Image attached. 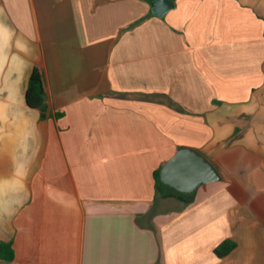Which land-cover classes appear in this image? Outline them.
<instances>
[{"label": "crops", "instance_id": "obj_1", "mask_svg": "<svg viewBox=\"0 0 264 264\" xmlns=\"http://www.w3.org/2000/svg\"><path fill=\"white\" fill-rule=\"evenodd\" d=\"M154 1L0 0L7 263L264 264V0ZM182 146L221 174L187 205L155 177Z\"/></svg>", "mask_w": 264, "mask_h": 264}, {"label": "water", "instance_id": "obj_2", "mask_svg": "<svg viewBox=\"0 0 264 264\" xmlns=\"http://www.w3.org/2000/svg\"><path fill=\"white\" fill-rule=\"evenodd\" d=\"M173 6L171 0H155L152 11L156 15H163ZM220 179L221 174L215 164L202 152L188 146L180 147L160 170V180L163 183L189 197L200 185Z\"/></svg>", "mask_w": 264, "mask_h": 264}, {"label": "trees", "instance_id": "obj_3", "mask_svg": "<svg viewBox=\"0 0 264 264\" xmlns=\"http://www.w3.org/2000/svg\"><path fill=\"white\" fill-rule=\"evenodd\" d=\"M26 102L29 106L40 109L42 116H46L48 108L47 85L43 70L37 66L33 68L29 78L26 90ZM155 177L156 180L163 185L160 180V169L156 172ZM177 196L185 200V205L191 201L183 193L177 192ZM149 213L150 215H154L156 213L155 207H152ZM235 247V241L225 240L215 249V253L218 256L223 257L230 253ZM0 258L6 262H12L14 260V249L12 243L2 242L0 244Z\"/></svg>", "mask_w": 264, "mask_h": 264}]
</instances>
